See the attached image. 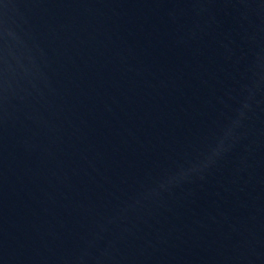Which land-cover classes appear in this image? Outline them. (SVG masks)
I'll use <instances>...</instances> for the list:
<instances>
[{
    "label": "water",
    "instance_id": "obj_1",
    "mask_svg": "<svg viewBox=\"0 0 264 264\" xmlns=\"http://www.w3.org/2000/svg\"><path fill=\"white\" fill-rule=\"evenodd\" d=\"M0 264H264V0H0Z\"/></svg>",
    "mask_w": 264,
    "mask_h": 264
}]
</instances>
